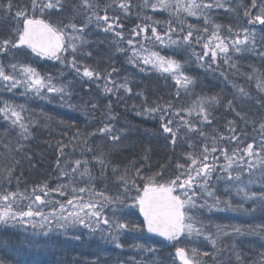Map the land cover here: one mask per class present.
Returning <instances> with one entry per match:
<instances>
[{
    "label": "snow or ice",
    "instance_id": "obj_1",
    "mask_svg": "<svg viewBox=\"0 0 264 264\" xmlns=\"http://www.w3.org/2000/svg\"><path fill=\"white\" fill-rule=\"evenodd\" d=\"M233 0H142L140 7H151L153 10L160 8L169 10L170 15L179 18L180 14L186 13L187 16L202 18L205 27L200 30L194 25H185L183 21L179 25V34L176 38L177 27L171 22L168 23L166 30L158 31V21L151 24L145 23L137 25L127 38L129 63L140 67L144 71L147 66H151L162 74L167 73L175 80L177 87V97L180 96V89L185 92L195 84V80L183 71L182 64L171 58L150 51L145 47L146 43H158L163 47L186 46L192 47L195 44L201 45V52H193L196 61L201 67L212 70L219 68V61H222L229 68H236L232 57L236 54L251 52L264 59V36L257 37L255 25H260L264 29V0H251L250 8L244 9V17H251L247 20L252 29L247 27L234 30L231 25L227 27L228 35L222 36V25L216 24L209 13L213 9H225L235 11L232 6ZM237 7H243L238 5ZM15 10L14 19L17 26L12 30V35L8 38L0 39V54L9 55L21 50H30L36 57H47L58 60L65 67L70 68L82 80L95 82L103 79V92L105 94H118L121 90L125 93H132L129 86L130 81L127 77L123 82L112 79L113 73L101 74L96 68L82 63L78 56H91V53H81L79 50L85 47L89 41L85 37V32L90 25L95 24L96 28L105 32L112 33L118 41L125 39L123 34V23L120 15H109L108 9L113 8L122 13L125 17L131 14L133 8L132 0H111L101 8L99 0H29V6L21 7L14 4L13 0H0V13L11 14ZM256 9L255 15L252 10ZM70 12L69 22L54 24L45 19V15L51 12ZM103 12V15H101ZM83 17L80 24L75 22L77 17ZM146 21L151 17H144ZM211 26V32H209ZM151 33L149 36L148 33ZM198 33L197 35H194ZM203 41V43H201ZM116 43V41H114ZM117 51H126L119 48ZM67 54V55H66ZM71 56V59L67 57ZM14 58V57H13ZM224 75V73H221ZM225 79L227 77L225 76ZM251 79V77H249ZM54 77L50 74L42 75L30 64L16 61L5 64L0 61V88L12 93L23 88L22 95L29 93L38 97H45L47 94L58 96L61 104L74 107L70 103L72 93L69 90L71 82L68 84L53 83ZM236 87V85H233ZM256 87L260 93L264 94V79L257 77ZM137 95H143L137 93ZM238 97L252 99L250 94L243 87L238 89ZM221 98L217 95L197 97L190 107H176L172 103H155V106L145 107L138 115L156 117L159 116L161 128L164 133L171 137L172 145L177 143L181 130L187 134L198 133L204 144L197 155L194 151L184 154L185 163L177 162L174 174L166 180L163 179L162 172H156L149 176L142 175V168H136L134 173L129 176L126 168L121 176L118 177L123 185L122 191L116 195H108L104 191H96L90 187L93 177L89 167L90 161L87 158L76 159L71 162L60 164V157L57 158L56 167L60 171L61 178H67L68 183L59 184L56 188H49L47 183L37 185L29 192L4 191L0 192V226L4 228L20 226H31L34 230L33 235H40L49 238L50 234L62 231L65 235L70 230L82 228L87 229L90 234L101 233L100 238L117 249H123L121 239L130 233L156 234L163 237L166 241H178L182 236L193 234L204 235L210 241L212 247L217 252L221 251L220 243L224 237L256 235L264 238V224L249 225L247 227L238 225H215V233L206 232V226L197 219L192 213L207 209L209 212L216 211H235L247 214L255 213V207L245 209L243 205H233L230 199L221 200L216 194V187L213 184V177L216 182L226 179L234 182L235 191L241 195L243 201H253L264 209V191L259 193L248 190V186L255 183L253 179L255 172L259 170L261 181H264V115L261 116L259 124V140L253 138L246 146H242L248 139L243 131L237 132L233 121L228 122V136L223 133L207 136L200 125L211 124V109L213 105L220 104ZM234 99L227 100V106L235 111ZM256 105L264 109V98L256 99ZM0 118L8 122L12 127L20 129V136L27 140L31 136L30 127L36 123L31 118L24 116L26 109L23 105H15L8 101H0ZM96 104H92L94 110ZM108 113L104 126L98 128L96 132L107 136L110 139L113 149L120 146L121 137L124 135L123 129H117L114 124L107 121L115 120L116 117L111 113V104L108 106ZM240 119H244L239 112L236 113ZM41 115H44L41 113ZM51 119L50 117H46ZM195 121V122H194ZM63 123V121H61ZM252 123H255L254 121ZM96 132L88 133L87 136H94ZM81 135L77 130L72 139H77ZM85 136V144L87 143ZM229 140L235 142L236 147L231 152L225 147L220 146V142ZM66 147L63 143L59 144V151L63 155ZM195 145L189 143V148ZM18 151L24 150L23 144L17 145ZM86 151L91 152V148ZM219 153V155H217ZM225 163L218 166L220 157ZM147 156L144 157L147 160ZM93 160L99 164L103 171L111 163L106 161L104 155L94 156ZM133 166L135 161L132 162ZM163 167V166H162ZM119 166H113L112 172L115 173ZM8 177L12 176V169H8ZM217 172L220 174L217 175ZM247 174L249 179L244 181L243 177ZM87 177L88 183L84 186H77ZM139 181V183H138ZM264 187V184H262ZM135 191L136 195L130 193ZM225 191H229L226 189ZM54 194L61 197H68L65 202L50 199ZM27 201V203H25ZM130 201V205L126 202ZM223 204V207L221 205ZM137 207L143 220L135 223L124 220L117 216L116 212L123 213L125 207ZM111 208L112 215L106 214V209ZM200 226L197 227L196 225ZM40 229V233L35 230ZM230 229V231H229ZM137 239L142 237H136ZM73 241H80V235L70 237ZM10 241L0 240V246H6ZM28 247H47V243L41 245L33 238H26L22 241ZM136 250L154 253L155 247H148L144 244L136 243L132 245ZM228 246H224L227 249ZM232 255L235 256L237 264H243L241 253L236 250V246L231 247ZM208 252L201 253L198 249L188 250L184 247L175 249V258L180 264H203V257H207ZM129 264H143V261L130 260ZM155 264V262H154ZM175 264V260L173 261ZM258 264H264V254Z\"/></svg>",
    "mask_w": 264,
    "mask_h": 264
},
{
    "label": "trees",
    "instance_id": "obj_2",
    "mask_svg": "<svg viewBox=\"0 0 264 264\" xmlns=\"http://www.w3.org/2000/svg\"><path fill=\"white\" fill-rule=\"evenodd\" d=\"M151 1L155 2V0ZM13 2L21 7L29 6V0H13ZM206 2H210V0H206ZM259 2L260 0H258ZM99 3L101 8H103L105 4L111 3V0H99ZM132 4L131 14L126 17L116 9H108L109 15L121 16L123 30L146 21L144 20L146 16L139 14L140 5H142L140 0H132ZM238 5H243V7H237ZM250 5L251 0H233L232 6L236 9L235 11L213 9L209 15L216 24L223 26L221 35L226 36L228 35L227 27L229 25L234 30L245 27L252 29L253 26L247 23V20L251 17H244L243 15L244 9L250 8ZM15 10L14 8L11 14L0 13V23L5 22L9 25L7 28L0 27V39L10 37L12 30L17 26V22L14 19ZM256 12V9L252 10L253 15ZM101 15H103V12ZM70 16L71 13L67 11L64 13L53 11L46 14L44 18L54 24L60 22L67 24ZM152 19L162 23V26L167 27L169 22L176 26L177 33L173 35L174 39L179 34L181 21L185 25V34L189 24L200 30L205 27L202 18L187 16L183 12L177 18L174 15H170L169 10L165 9L163 16L152 14ZM82 21V16L77 17L75 20L77 24ZM255 31L258 39L264 36V29L260 25H255ZM209 32H211V26H209ZM86 33H88L91 40L85 47L81 48L80 52H90L91 56L81 55L80 57L78 56V59L82 63L96 68L101 72L102 76L116 69L112 79L123 82V79L127 77L130 81L129 86L132 88V93H125L121 90L118 94H105L103 92V79L95 82L82 80L73 73V70L69 73L64 65L58 66V68L52 67L53 65H50V63H53L51 59L44 58L41 60L40 57L31 54L30 50L12 53L8 59L9 61H23L36 68L42 75L54 74L57 76L56 83L68 84L71 82L69 87L72 93L70 103L74 107L70 108L66 104H61L60 98L51 94H47L48 97L44 98L38 96L26 98L28 105H23L26 109L24 112L26 122L28 118L36 121L30 127L31 136L27 140L21 138L18 127H12L8 122L0 118V192H25V190L30 192L37 185L47 183L49 188H56L57 185L66 183V178H61L60 171L56 167L58 157H60L62 166L65 162H69L68 167H71V162L76 159L87 158L90 161L89 165L93 169V171L91 170L93 175L91 182H96L97 187L100 185L103 187L106 183L110 184L111 179L112 181L118 179V174L122 175L126 168L129 170V176L134 173L136 168H142V175L144 176L162 172L163 179L161 182L169 179L174 174L177 162L185 163L184 154L194 151L198 155L204 141L198 133L187 134L185 138V131L181 130L179 133L181 138L177 140L175 145H172L171 137L162 131V122L159 116L152 117L137 114L142 112L145 107V100L149 107L155 106V103H172L176 107H190L197 97L217 95L222 102L212 106V123L200 125L204 133L207 136H218L221 133L228 136V122L233 121L237 132L243 131L247 134L248 139L244 141L242 146L252 142L253 138L259 140L258 126L261 122V116L264 115V109L259 108L255 100L264 98V94L259 92L256 82L257 77L264 79V59H261L258 55L251 52L236 54L232 57L236 68H229L224 63L219 62L220 66L218 69L214 67L212 70H208L206 67H201L193 55V52L201 49V45L195 44V41H193L192 47L181 45L164 49L163 54L179 61L183 67H186L185 69L183 68V71L195 80V84L187 92L180 89V96L177 97L178 86L169 74H162L155 69L149 68L141 71L140 67L129 63L128 56L131 55V52H129L128 46L123 45L120 41L114 43L113 35L97 29L95 24L90 25ZM197 34L194 32V35ZM125 44H127V41H125ZM117 45L126 51H117ZM221 73H224V75H221ZM225 76L227 79H225ZM233 85H236V87H233ZM240 87H243L252 99L238 97V89ZM4 93V89L0 90V101L5 100ZM137 93H142L143 95H137ZM229 99L235 100V111L227 106V100ZM92 104L97 106L94 110L91 108ZM109 104H111V113L116 119L107 122L114 124L117 129L124 130L120 146L115 149H113L109 137L96 132L106 122ZM237 112L244 119H240L236 114ZM41 113L44 115H41ZM253 121L255 123H252ZM77 130L80 131L81 135L77 139H72L76 135ZM93 132H96V135L87 136L88 133ZM85 136H87L86 144L84 142ZM190 142L195 145L194 148H189ZM60 143L66 145L63 155L59 151ZM18 144L24 145L23 151L17 150ZM220 146L227 148L231 152V149L236 147V144L235 142L224 140L220 142ZM87 148H91L92 151H86ZM102 154L106 161H111L107 169L103 171V174L100 165L93 160L94 156ZM145 156L148 157L147 160L144 159ZM133 161H135L134 166L132 164ZM224 163L225 161L221 156L218 166ZM117 165L119 169L113 173L112 168ZM8 169L13 170L10 178L8 177ZM219 174L217 172V175ZM255 175L253 178H256V183L252 188L254 192L259 193L264 191V187H262L264 181L259 179V174L255 173ZM243 179L247 181L249 179L248 175L245 174ZM86 183H88L87 177L80 184L84 186ZM80 184L77 186H80ZM213 184L217 190L216 194L221 200L230 199L233 205L242 204L245 209L255 207L257 210L252 214L243 212L239 215V212H234V214L236 213L234 216L226 212L225 218L222 217V214L225 215L223 211L213 210L209 212L204 209L195 212L196 217L206 226V232L214 233L215 225L217 224L244 227L264 224V209L252 203L253 201L251 200L245 201L247 202L245 203L241 199V195L239 197L236 193L234 182L222 179L217 183L214 176ZM102 187L99 191H101ZM226 189L229 191H225ZM118 193L120 191L111 190L109 195ZM131 193H133V196L134 194L136 195L135 191ZM54 196L50 197V199H53ZM61 198L66 200L68 197ZM133 217L135 223L142 221L138 209L135 210ZM18 228L16 226L13 228L0 226V240L10 241L6 246H0V264H129L130 257H127V255L130 252L125 249L132 247H126V245L129 243V246H132L137 243L131 242L128 237L122 238V245L125 246L122 251H126V253L122 254V257L118 255L115 258L113 252H115L116 248L104 255L102 253L103 242L99 241L98 245V242L92 237L86 238L82 236L81 241L72 242L68 238L65 240L62 236L54 238L42 236L36 241L41 245L47 243V247H28L22 243L26 239V234ZM144 232L141 238L142 241H146L147 245L156 246L168 252L164 261L161 259V256H164L163 252L160 253V259L155 264H173L174 257L170 251H172L174 245H167L160 238L148 236ZM135 234L139 235L138 233ZM225 245L228 246L227 249L224 248ZM232 245H235L236 250L241 253L243 264H258L261 254H264V238L247 234L224 237L220 243L221 251L219 252L212 247L210 241L205 239V237H199L195 247L201 253L208 252L210 254L207 257H203L204 262L207 260L210 262L212 259V261L216 260L220 264H237L236 258L231 252ZM98 247L99 251L97 250ZM185 247L186 249L192 248V243ZM219 259H222V261Z\"/></svg>",
    "mask_w": 264,
    "mask_h": 264
},
{
    "label": "rangeland",
    "instance_id": "obj_3",
    "mask_svg": "<svg viewBox=\"0 0 264 264\" xmlns=\"http://www.w3.org/2000/svg\"><path fill=\"white\" fill-rule=\"evenodd\" d=\"M140 2L142 3V0H140ZM152 2V1H151ZM141 8V10H140V13L139 14H143L144 16H146V17H151V20H148V21H145V22H142V23H140V24H136L134 27H128V28H125L124 30H123V34H124V37H125V39L124 40H122V41H120V42H122L123 43V45H127V44H125V41H127V38L129 37V35H130V33H131V31L134 29V28H136V26L137 25H143V24H145V23H148V24H151L152 23V21H156V20H153L152 19V14H155V15H157V16H163V13H164V9H160V8H157V9H155V10H153L151 7H147V8H144V7H140ZM146 11V12H145ZM102 13V12H101ZM145 20V19H144ZM0 27H3V28H7L9 25H7L5 22H2V23H0ZM160 25V26H159ZM159 27L157 26V29H159L158 31H164V30H166V26H162V23H159ZM11 26V25H10ZM111 35H113L112 33H110ZM148 35L150 36L151 35V33L149 32L148 33ZM85 37H86V39L90 42V38H89V35H88V33H86L85 32ZM114 37V36H113ZM114 40L116 41V42H119V41H117V38L116 37H114ZM128 46V45H127ZM145 47H147L150 51H154V52H159V54L160 55H162V56H165V57H167V55H165V54H163V52H164V49H167L168 47H163V46H160L158 43H146L145 44ZM79 51H81V49L79 50ZM202 51V49H199L197 52H201ZM130 52V51H129ZM12 54H9V55H3V54H0V61H2V62H4L5 64H10V63H14V62H12V61H9L8 59H9V57L11 56ZM20 55V54H19ZM67 55V54H66ZM80 57V56H79ZM45 57H43V58H41L40 57V59L41 60H43ZM68 59H71V56H68L67 57ZM128 59H129V56H128ZM51 61L53 62V63H50V65H53L52 67H55V68H58V66H61L62 64L60 63V61H58V60H53V59H51ZM20 62H22V63H25V62H23V61H20ZM219 62H222V61H219ZM223 63V62H222ZM220 65V64H219ZM146 68H149V69H152L151 68V66H147ZM184 69L186 68V67H183ZM183 69V70H184ZM67 70H68V72L70 73L71 72V69L70 68H68L67 67ZM73 73L75 74V72L73 71ZM184 73H185V71H184ZM167 74V73H166ZM185 75H187L186 73H185ZM52 76L54 77V80H53V83H56V81H57V76L56 75H54V74H52ZM70 76V75H69ZM188 76V75H187ZM170 77L172 78V76L170 75ZM78 78H80V77H78ZM173 79V78H172ZM173 81L175 82V80L173 79ZM57 84H59V82L57 83ZM101 85V84H100ZM0 90H3L2 88H0ZM23 88H20V89H18V90H16V91H14V92H12V93H9V92H6V91H4L5 93H4V101H8V102H10V103H12V104H15V105H25V106H27L28 105V101L26 100V98H28V97H31V98H34V97H36V95H34V94H31V93H29V94H27V95H22V93H23ZM45 97H48L47 95L45 96ZM42 98H44V97H42ZM49 100V99H48ZM3 106V105H2ZM2 120V119H1ZM89 167H90V169L93 171V169L91 168V166L89 165ZM255 173H257V174H259L260 175V172H259V170H257ZM91 174H92V172H91ZM93 176V175H92ZM119 176H121V174H118V177ZM256 175H254L253 177H255ZM254 179V178H253ZM255 181H256V178L254 179ZM65 182L66 183H68L69 181H68V179L66 178L65 179ZM139 182V181H138ZM256 183V182H255ZM255 183H253V184H251V185H249L248 186V190L249 191H252V192H254V189L252 188V186L255 184ZM80 184V183H79ZM97 185V183L96 182H91L90 184H89V186L90 187H94L95 188V190L96 191H99V189L102 187L101 185L100 186H96ZM235 185V184H234ZM80 186H82L81 184H80ZM122 188H123V185L121 184V182L119 181V179H116V180H114V181H112V179H111V183L110 184H108V183H106L105 185H103V187H102V189H101V191H104V192H106L108 195L110 194V192H111V190H118V191H122ZM55 196H54V198L53 199H55V200H59V201H61V202H65L66 200H63L59 195H57V194H54ZM130 195L131 196H133V193H130ZM242 195V194H241ZM134 196H135V194H134ZM239 197H240V195H239ZM250 201V200H249ZM245 202V201H244ZM244 202H241V203H244ZM127 204H129L130 205V201H127L126 202ZM245 203H247V202H245ZM252 203H254V202H252ZM255 205H258V203H255ZM221 207H223V205H221ZM135 210H137V207H134V206H132V207H125L124 209H123V213H121L120 211H117L116 212V215L117 216H121V218L122 219H124V220H129V221H132V222H134L133 221V216H134V213H135ZM214 211H216V210H214ZM195 212H197V211H194L192 214L196 217V215H195ZM224 213H225V215H223L222 214V217L223 218H225V216L227 215L226 214V212H229V213H231V216H234L235 214H234V212L235 211H223ZM228 213V214H229ZM243 212H239V215L240 214H242ZM106 214L107 215H109V216H111L112 215V210H111V208H108V209H106ZM228 217H230L229 215H228ZM241 217H243V216H241ZM198 219V218H197ZM199 220V219H198ZM200 221V220H199ZM197 227H199L200 225L199 224H197L196 225ZM16 227L18 228V229H20L21 231H23V233L24 234H26V238L27 237H29V238H33V239H35V240H38L40 237H42L43 235H42V233L40 234V235H33V233H34V230L32 229V227L29 225V226H20V225H16ZM10 228H13V227H10ZM35 232L36 233H40V229H36L35 230ZM145 233V232H144ZM214 233H215V231H214ZM139 235H136L135 233H130V234H128V235H126L125 237H128V239L131 241V242H137V243H140V244H144V245H146V246H148V247H155L156 249H157V251L156 252H154V253H151V252H145V251H143V250H136L135 248H133L132 246H129V243L126 245V247L128 246V247H132V248H126L125 250H129V252H130V254H128L127 255V257H130L129 258V261L130 260H135V261H143V264H153L154 262H157L159 259H160V257H159V255H160V253H162L163 252V257L161 256V259H163V261H164V258L168 255V252H166L165 250H161L159 247H156V246H151V245H147L146 244V241H142L141 240V238H139V239H137L136 237H142V235H143V233H138ZM73 235H80L81 236V238H82V236H84V237H86V238H93L96 242H98V245H99V241H101V242H103L102 243V245H104L103 246V248H102V253L105 255L108 251H110V250H112V249H115V247H114V245H112V244H110V243H108V242H106V241H104V240H102L101 238H100V236H101V233H99V232H97V234L95 233V234H90L89 233V231L87 230V229H82V228H77V229H73V230H70L68 233H67V235H65L62 231H56V232H53V233H51L50 234V238H54V237H56V236H62L65 240L68 238V239H70V237L71 236H73ZM204 235H200V236H197V235H195V234H193V235H191V236H187V235H185V236H182L181 237V239H179V241H175L174 243H173V245H174V247H173V249H172V251H170V253L173 255V257H174V260H175V264H180V262H179V260L178 259H176L175 258V249L177 248V247H184V248H186L185 246H189L191 243H192V248H196L195 247V245H196V241H197V239L199 238V237H201V238H204L203 237ZM124 238V237H123ZM71 240V239H70ZM72 242H74L73 240H71ZM81 241V240H80ZM75 242H79V241H75ZM121 244H122V239H121ZM124 245H123V249H117L116 248V250H115V252H113L114 253V257L115 258H117V256L119 255V256H121L122 257V254H125L126 253V251H122V250H124ZM191 247L189 248L190 250L192 249ZM188 249V250H189ZM98 251H99V247H98V249H97ZM109 254V253H108ZM103 256V255H102ZM217 256V255H216ZM210 259V258H209ZM220 261H222V259H219ZM224 260H225V258H224ZM211 262V263H210ZM210 262H209V260H207L206 262H204V258H203V264H220L219 262H217L216 260L215 261H212V259L210 260ZM163 264V263H162Z\"/></svg>",
    "mask_w": 264,
    "mask_h": 264
},
{
    "label": "water",
    "instance_id": "obj_4",
    "mask_svg": "<svg viewBox=\"0 0 264 264\" xmlns=\"http://www.w3.org/2000/svg\"><path fill=\"white\" fill-rule=\"evenodd\" d=\"M138 213H139V209H138ZM139 215H140L141 219L143 220L142 215H141L140 213H139ZM144 231H145V233H146L147 235H149V236L160 238V239L163 240L167 245H172V244L174 243V242H172V241H166L163 237H159V236L156 235V234H149V233L146 232V229H145ZM179 239H181V238H179Z\"/></svg>",
    "mask_w": 264,
    "mask_h": 264
}]
</instances>
